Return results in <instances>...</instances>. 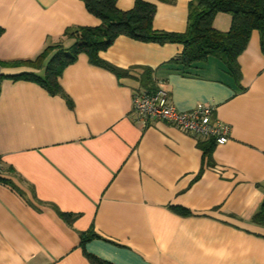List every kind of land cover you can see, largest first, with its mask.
Returning a JSON list of instances; mask_svg holds the SVG:
<instances>
[{
	"label": "crops",
	"instance_id": "crops-1",
	"mask_svg": "<svg viewBox=\"0 0 264 264\" xmlns=\"http://www.w3.org/2000/svg\"><path fill=\"white\" fill-rule=\"evenodd\" d=\"M146 1L157 5L156 29L186 30L191 0ZM231 20L219 13L214 26ZM100 23L83 0H0V177L12 182L0 180V264H92L85 251L111 264H264V224L254 220L264 204L259 31L239 56V82L215 56L182 73L170 62L178 43L122 35L101 52L121 68H153L179 110L213 105L231 134L208 158L199 146L208 138L142 123L132 113L138 82L86 54L60 77L64 94L7 77L44 74L25 62L69 27ZM83 233L93 234L84 245Z\"/></svg>",
	"mask_w": 264,
	"mask_h": 264
},
{
	"label": "trees",
	"instance_id": "trees-1",
	"mask_svg": "<svg viewBox=\"0 0 264 264\" xmlns=\"http://www.w3.org/2000/svg\"><path fill=\"white\" fill-rule=\"evenodd\" d=\"M83 1L88 11L99 18L101 23L98 26L69 27L59 41L49 45L35 59L25 62L28 66L43 70L44 74L24 72L7 77L35 81L52 94H64L60 77L83 53L92 64L112 71L118 78H133L138 82L137 88L155 91L158 82L153 68H121L101 57V52L107 50L122 35L141 42L181 44L182 52L170 62L182 73H190L189 69L207 61L211 56L218 57L237 82L241 76L239 56L247 48L253 30H258L261 34L264 52V0H191L187 28L183 32L154 27L157 12L154 2L136 0L132 8L122 9L118 6V0ZM219 13L231 15V26L228 30H220L214 26L215 17ZM69 40L72 43L67 46L65 43ZM0 65L5 64L0 62ZM4 77L0 74V83ZM67 101L70 106L73 105L69 98ZM215 143L214 138L199 141L204 157L209 158ZM208 163L212 164L210 159ZM0 180L12 184L8 179L0 177ZM172 208L181 215L191 214L189 209L182 206ZM254 220L264 224V204L254 215ZM92 238L93 234L83 233L82 245ZM85 254L92 264H111L93 253L85 251Z\"/></svg>",
	"mask_w": 264,
	"mask_h": 264
},
{
	"label": "built area",
	"instance_id": "built-area-1",
	"mask_svg": "<svg viewBox=\"0 0 264 264\" xmlns=\"http://www.w3.org/2000/svg\"><path fill=\"white\" fill-rule=\"evenodd\" d=\"M132 113L144 124L164 121L194 137L214 138L217 144L227 143L231 134V125L218 119L213 105L198 103L193 109L179 110L173 103L170 90L159 83L155 91L134 90ZM3 171L0 161V173Z\"/></svg>",
	"mask_w": 264,
	"mask_h": 264
}]
</instances>
